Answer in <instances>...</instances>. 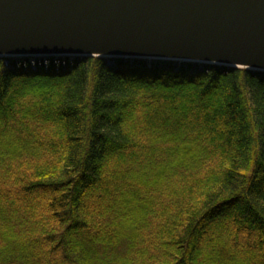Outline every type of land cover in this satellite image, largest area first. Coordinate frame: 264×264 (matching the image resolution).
Segmentation results:
<instances>
[{
    "label": "trees",
    "instance_id": "16d2710c",
    "mask_svg": "<svg viewBox=\"0 0 264 264\" xmlns=\"http://www.w3.org/2000/svg\"><path fill=\"white\" fill-rule=\"evenodd\" d=\"M0 264H264V72L0 59Z\"/></svg>",
    "mask_w": 264,
    "mask_h": 264
},
{
    "label": "water",
    "instance_id": "95a60500",
    "mask_svg": "<svg viewBox=\"0 0 264 264\" xmlns=\"http://www.w3.org/2000/svg\"><path fill=\"white\" fill-rule=\"evenodd\" d=\"M38 56L264 72V0H0V59Z\"/></svg>",
    "mask_w": 264,
    "mask_h": 264
}]
</instances>
